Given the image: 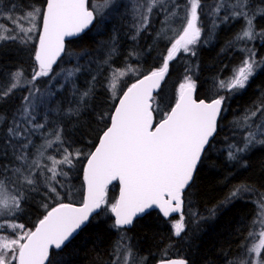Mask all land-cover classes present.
I'll return each mask as SVG.
<instances>
[{
  "label": "snow or ice",
  "instance_id": "snow-or-ice-1",
  "mask_svg": "<svg viewBox=\"0 0 264 264\" xmlns=\"http://www.w3.org/2000/svg\"><path fill=\"white\" fill-rule=\"evenodd\" d=\"M121 6L119 0H93L91 3L89 0H46L44 7L30 6L22 15H14L17 8L15 0H0V17L14 25L13 28L0 25L3 29L0 31V42H18L27 46L32 36L37 34L38 21H42L38 32L39 44L34 52L36 68L31 78L25 76L23 69H18L11 74L10 86L0 88V99H4L16 89L28 87L11 119L8 120L6 114L0 115V125L8 121L7 128L0 131V161H3L0 163V177H3L0 178V232L10 229L9 236L0 242V264H66L63 259L54 260L53 257L59 256L93 217L107 216L108 213L112 218L110 227L119 233L110 264H144L145 258L139 257L135 246L129 243L127 229L134 225L137 218L151 215L156 209L165 219L174 213L180 214L178 220L172 221V234L184 238L187 222L183 208L185 203L191 204V201L185 200V195L194 183L198 164L206 157L215 139L219 119L228 109L229 100L245 89L257 68L264 65V60L258 61L255 52L246 47L247 42L255 40L257 35L264 36V32L258 33L254 25V19L257 15H264V9L253 11L250 0H235L227 5V14L223 17L225 22L244 19V27L227 45L230 49L236 44H245L240 49L246 53L244 59L233 69L230 77L217 80L216 95L210 102L193 98L195 84L186 75L185 82L179 86L174 106L159 123L153 122L151 102L156 99L154 89L162 87L161 81L165 79L170 62L181 52L196 56L195 46L211 41L214 31L206 38L202 37L204 28L198 11L202 10L201 0H186L185 4L178 3V0H131L136 31L132 39L148 29L150 17H160L162 27L157 32V38H166L170 43L162 65L137 79L122 96L116 92L118 80L129 72L136 73L138 69L131 65L125 69H112L107 88L119 103L108 114L110 124L99 136L95 151L87 155L85 190L80 206L58 202L47 210L34 231L25 230L23 224L7 219L12 217L14 220L29 192L43 189L49 198L61 200L60 190L69 176L65 169L75 168V162L83 153L80 149L70 151V146H64L63 128L58 124L49 127L48 114L56 112L68 119L79 117L88 105L97 77L93 75L90 87L80 91L77 74L83 69L78 63L59 73L54 71L53 65L65 53V37L77 36L90 26L103 28ZM225 7V4L217 3L213 9V30L218 26L215 17ZM115 51L113 45L103 65L109 64ZM85 55L91 54L82 53L78 58ZM129 55L135 56L136 53L130 52ZM100 67L98 63V71ZM42 77L49 78V87L43 90L38 86ZM68 86L69 106L66 109L58 104L50 107L49 102L54 101L57 94ZM41 107L44 113L42 121L37 118ZM254 108L235 122L243 143L227 145L226 157L229 161H239L241 155L251 148L264 145V98ZM258 113L259 119H254ZM100 119L103 120L104 116ZM35 137L40 138L39 144ZM54 146L57 152L62 149L59 158L48 154ZM117 179L120 183L119 197L114 203H108L107 186ZM251 193L254 189L239 185L226 198L225 205ZM258 206L260 239L247 249L251 258H237L229 264H264V260L260 259L264 251V203ZM45 207L47 209L48 206ZM216 211L213 209L212 215ZM187 215L196 217L198 214L189 208ZM253 223L256 224V221ZM13 234L15 238H12ZM249 236H254V233L250 232ZM160 264H188V261L177 258L161 261Z\"/></svg>",
  "mask_w": 264,
  "mask_h": 264
},
{
  "label": "trees",
  "instance_id": "trees-1",
  "mask_svg": "<svg viewBox=\"0 0 264 264\" xmlns=\"http://www.w3.org/2000/svg\"><path fill=\"white\" fill-rule=\"evenodd\" d=\"M45 1L15 0L17 8L14 15H22L30 6L44 7ZM213 1L201 0L202 10H199V14L204 28L202 37L206 38L214 31V38L208 43H198L195 46L196 56L182 53L180 58L177 57L170 62L168 72L161 83L162 87L157 90L159 95L156 92L154 94L156 99L152 101L156 122L162 119L175 103L178 85L185 81L186 75H192L195 98L210 100L215 98L217 80L231 75L233 69L243 59L245 53L240 51L239 44L227 48L229 42L233 41L244 27L243 18L229 19L227 22L217 21L218 26L214 30L211 27L210 30L204 24H209L210 18L208 6L206 7L205 4ZM119 2L122 5L119 11L111 16L103 28H99L98 25L91 26L82 35L67 41L63 57L53 67L54 71L59 69L61 72L62 69L73 68L78 63L83 69L77 74L80 91L90 87L93 75L97 79L88 99V105L81 111L79 117L68 119L56 112L48 114L49 127L57 124L62 126L66 140L64 146H70V151L80 149L83 155L75 162V168L65 169L69 172V176L64 188L60 190V201L46 196L43 189L40 192L27 193L22 210L16 214L14 220L12 218L14 222L23 224L25 230H33L47 210L58 202L81 203L87 155L94 149L99 136L109 124L108 114L113 111L117 100L113 99L112 93L107 88L112 69H124L127 65L138 69L136 72L138 75L123 83L119 96L140 75L149 73L153 68H159L163 63V56L170 43L165 38H157V32L162 27L160 17H150L151 24L148 29L136 39H132L136 31L133 26L131 0H119ZM250 4L253 11L264 9V0H250ZM0 23L9 25L11 22L0 17ZM254 25L258 33L264 32V15H257ZM36 41L37 39L31 40L27 46L18 42H0L2 45L0 46V88L6 89L10 86L11 74L18 69H23L26 76L32 75L36 68L34 60ZM113 45L116 51L109 64L103 65L107 52ZM252 45L256 58L259 61L264 60V36L256 38ZM130 52H135L136 55L130 56ZM82 53L91 55L78 58ZM185 55L188 56L183 59ZM92 60L97 62L90 63ZM98 63L101 65L99 71ZM186 69L189 71L186 72ZM15 91L10 97L0 99V115L6 114L8 120L20 107L19 99L23 98L21 92ZM69 98L70 86L59 92L54 101L49 102V106L55 107L58 104L66 109L69 106ZM262 98H264V65L257 68L247 87L229 100L228 109L219 119L215 139L208 148L206 157L198 164L194 183L185 195V200L191 201V204L189 206L185 203L183 208L187 222L183 239L172 234V221L176 220L177 216L165 219L157 210L152 211L151 215L137 218L134 225L127 229L129 243L135 246L139 257L145 258L144 264H155L167 257H181L186 259L188 264H229V261L246 257L250 237L248 234L252 230L259 210L257 201L264 197V145L251 148L241 155L239 161H229L226 151L227 145L232 141L230 133L237 129L235 127L237 119L242 118L246 111L255 110L254 105L259 104ZM38 111L40 115L37 118L42 121L43 108ZM101 116H104L103 120L100 119ZM7 126L6 120L0 125V131ZM236 137L240 138L241 133H236ZM34 139L37 144L41 142L39 137ZM61 153L62 149L57 152L55 146L48 152L56 155L57 158ZM239 185H247L254 189V193L245 194L242 199H236L225 205L226 198ZM117 193L118 184L115 182L107 188L108 203L116 200ZM189 208L198 215L196 217L187 215ZM213 209H217L215 215H212ZM109 217H111L110 213L107 216L93 217L63 252L53 259H63L66 264H110L113 259L114 243L119 233L110 227L112 218Z\"/></svg>",
  "mask_w": 264,
  "mask_h": 264
},
{
  "label": "rangeland",
  "instance_id": "rangeland-1",
  "mask_svg": "<svg viewBox=\"0 0 264 264\" xmlns=\"http://www.w3.org/2000/svg\"><path fill=\"white\" fill-rule=\"evenodd\" d=\"M225 1V2H224ZM91 2H93V0H90V3ZM97 2H102V1H97ZM214 2H215V4H214ZM222 3V4H224L225 3V9H222L221 10V12L219 13V15H217L216 17H215V19H216V22L218 21H220V19H221V21H224V19H222L223 17H224V15L225 14H227V5H230V4H232V3H234L235 2V0H214L213 2H211V3H209V4H205V6L207 7L208 6V12L210 13V18H209V24H207V23H204L205 25H206V27L208 26L209 27V29L211 30V27L213 28V24H212V21H213V17H212V15H211V13H212V11H213V9L215 8V6L217 5V3ZM178 3H180V4H185L186 3V0H178ZM214 4V5H213ZM210 7V8H209ZM199 11V10H198ZM255 11H257V10H255ZM222 17V18H221ZM205 19V18H204ZM244 20V19H243ZM204 21V20H203ZM200 23H201V20H200ZM0 25H5L6 27H8V28H13L14 27V25H12L11 23L8 25H6V23H0ZM244 25H245V21H244ZM39 27H40V24H39V21H38V26H37V34H34L33 36H32V40L33 39H37V36H38V32H39ZM0 31H3V29H0ZM258 37H260V36H257L256 38H258ZM166 39V38H165ZM166 40H168V39H166ZM253 41L254 40H252V41H249L248 42V44L246 45V47L247 48H249V47H251L252 48V43H253ZM249 43H251V45L249 44ZM249 45V46H248ZM170 46V45H169ZM168 46V47H169ZM245 47V44H243V43H241V46H240V49L241 48H244ZM253 50V49H252ZM166 53H167V51H166ZM183 52H181V53H179L178 54V56L177 57H181V54H182ZM245 53V52H244ZM187 56L188 55H185V56H183L182 58L183 59H185V58H187ZM244 59V58H243ZM257 59V58H256ZM182 60V59H181ZM258 60V59H257ZM183 61V60H182ZM259 61V60H258ZM125 69V68H124ZM55 72H57V73H59L60 72V70L58 69L57 71H55ZM33 74V73H32ZM136 75H138V74H136V73H131V72H129V73H127V75H125L124 77H122V78H120L119 80H118V87H117V90H116V92H117V95H118V93H119V91H120V89H121V87L123 86V83L124 82H126L128 79H130V78H132L133 76H136ZM232 75V74H231ZM231 75H229L228 77H230ZM26 76V75H25ZM31 76L32 75H30V76H26L28 79H30L31 78ZM190 77H192V75L190 74L189 75ZM228 77H226L225 79H227ZM48 77H42V78H40V80L38 81V86L43 90V89H45L46 87L48 88ZM185 81H183L182 83H184ZM53 83H55V81H53ZM181 84V83H180ZM180 84L178 85V90H179V86H180ZM41 85H45L44 87H41ZM15 92H21L22 93V97H24L26 94H27V92H28V87H27V85L24 87V88H21V89H16V91ZM177 94H178V91H177ZM113 96V95H112ZM22 100H23V98H21L20 99V105H21V102H22ZM259 113L257 114V117L256 118H254V119H259ZM240 131L238 130V129H236V130H233L231 133H230V137H231V140L232 141H230L231 143H239V144H241L242 145V143H243V140H242V135H241V137L240 138H237L236 137V133H239ZM233 137V138H232ZM115 202V201H114ZM113 202V203H114ZM260 203H264V199H258V201H257V205H259ZM259 211H260V208H259V210H258V213H259ZM258 213H257V216H256V218H255V220L254 221H256V224H254L253 223V227H252V230H251V232H253L254 233V236H252V237H249V242H248V248L249 247H251L252 245H253V243H257L258 241H259V239H260V237H259V232L261 231V227H260V224H259V220L261 219L260 217H259V215H258ZM179 216H180V214L179 215H177V218H176V220H178L179 219ZM10 222H12V223H15V224H18L17 222H14L13 220H12V217H8L7 218ZM9 234H10V229H9V231H5V232H0V242H2L3 241V239L5 238V237H8L9 236ZM12 238H15L14 237V234L12 235ZM247 248V249H248ZM253 256H254V254H252ZM246 257H248L249 259L251 258V257H249V255L247 254L246 255ZM260 259H262V260H264V251H262L261 252V256H260ZM144 263H145V261H144Z\"/></svg>",
  "mask_w": 264,
  "mask_h": 264
},
{
  "label": "water",
  "instance_id": "water-1",
  "mask_svg": "<svg viewBox=\"0 0 264 264\" xmlns=\"http://www.w3.org/2000/svg\"><path fill=\"white\" fill-rule=\"evenodd\" d=\"M45 5H46V1H45ZM91 27V26H90ZM89 27V28H90ZM42 28V21H41V25H40V29ZM88 28V29H89ZM39 29V30H40ZM88 29H85L81 34H83L85 31H87ZM81 34H79V35H77V36H73V37H65V45H66V41H69L70 39H74V38H76V37H78V36H80ZM39 44V35H38V39H37V44H36V46ZM64 54V53H63ZM63 54H62V56H63ZM61 58H58V60H57V62L60 60ZM57 64V63H56ZM56 64H54L53 66H55ZM148 74V73H147ZM147 74H144V75H147ZM143 77V75H141L140 77H138L137 79H141ZM137 79L133 82V83H135L136 81H137ZM162 82V81H161ZM133 83H131L128 87H130ZM128 87L124 90V91H127V89H128ZM123 91V92H124ZM157 91V89H154V92H153V95H154V93ZM123 92L121 93V95L120 96H122L123 95ZM192 95H193V98L195 99V93H194V89H193V93H192ZM195 100H197V101H199L198 99H195ZM200 100H204V99H200ZM211 101V100H210ZM210 101H206L205 100V102H210ZM119 103V100L117 99V101H116V103L115 104H118ZM152 103V102H151ZM174 106V105H173ZM115 109L113 108V111H114ZM112 111V112H113ZM170 111H171V109H170ZM169 111V112H170ZM162 120V119H161ZM153 122H154V114H153ZM159 123V122H158ZM109 124H110V122H109ZM102 135V134H101ZM99 143V139H98V141H97V143H96V145ZM96 145H95V147H96ZM95 147H94V149L91 151V152H94L95 151ZM87 164V160H86V163H85V165ZM118 182V185H119V189H118V195H117V198L119 197V194H120V183H119V180L117 179V180H113V181H111V183H109L108 184V186L107 187H109L112 183H114V182ZM84 190H85V181H84ZM83 194H84V191H83ZM83 203V199H82V202L80 203V204H73L74 206H80L81 204ZM56 206V205H55ZM54 206V207H55ZM50 210V209H49ZM158 212H159V210L158 209H156ZM47 214V212L45 213V215ZM177 214H179V213H174V214H172V215H177ZM44 215V216H45ZM162 215V214H161ZM171 215V216H172ZM43 216V217H44ZM43 217L41 218V219H43ZM40 219V220H41ZM39 223V221L37 222V224ZM37 224L35 225V227L37 226ZM35 227H34V229L32 230V231H34L35 230ZM177 258H180V257H170V258H167V259H164V260H161V261H166V260H169V259H177ZM161 261H159V262H157L156 264H160V262Z\"/></svg>",
  "mask_w": 264,
  "mask_h": 264
},
{
  "label": "bare ground",
  "instance_id": "bare-ground-1",
  "mask_svg": "<svg viewBox=\"0 0 264 264\" xmlns=\"http://www.w3.org/2000/svg\"><path fill=\"white\" fill-rule=\"evenodd\" d=\"M225 2V1H224ZM217 3V2H216ZM214 4H215V2H214ZM213 4V5H214ZM225 4V3H224ZM222 18V17H221ZM223 19V18H222ZM220 21H221V19H220ZM247 44H248V42H247ZM250 45H251V43H249ZM239 46H241V44H239ZM249 46V45H248ZM250 49H252L251 47H249ZM246 55V53L243 55V58H244V56ZM243 60V59H242ZM20 100V99H19ZM11 108V107H10ZM249 235V234H248ZM114 251V250H113ZM163 258V257H162ZM159 259V258H158ZM162 260V259H161Z\"/></svg>",
  "mask_w": 264,
  "mask_h": 264
}]
</instances>
